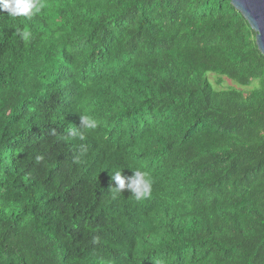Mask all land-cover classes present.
Returning a JSON list of instances; mask_svg holds the SVG:
<instances>
[{"label":"trees","instance_id":"1","mask_svg":"<svg viewBox=\"0 0 264 264\" xmlns=\"http://www.w3.org/2000/svg\"><path fill=\"white\" fill-rule=\"evenodd\" d=\"M46 2L0 13V264H264V56L240 13ZM122 168L151 194L115 193Z\"/></svg>","mask_w":264,"mask_h":264},{"label":"clouds","instance_id":"2","mask_svg":"<svg viewBox=\"0 0 264 264\" xmlns=\"http://www.w3.org/2000/svg\"><path fill=\"white\" fill-rule=\"evenodd\" d=\"M47 7L46 0H0V13L6 12L13 19L17 17H31L41 13L42 9ZM16 32L21 40L28 42L31 39V32L28 28L21 30L16 29ZM79 123L84 129H95L98 122L94 116L90 114H81ZM83 140L84 136L81 135ZM122 169L110 171L111 181L115 182V186L111 187L115 193H123L128 190L137 200L148 197L151 194L153 179L148 171L140 169H132L133 174L125 176L122 174ZM154 264H163L162 261H156Z\"/></svg>","mask_w":264,"mask_h":264},{"label":"water","instance_id":"3","mask_svg":"<svg viewBox=\"0 0 264 264\" xmlns=\"http://www.w3.org/2000/svg\"><path fill=\"white\" fill-rule=\"evenodd\" d=\"M254 32L256 48L264 56V0H229Z\"/></svg>","mask_w":264,"mask_h":264},{"label":"rangeland","instance_id":"4","mask_svg":"<svg viewBox=\"0 0 264 264\" xmlns=\"http://www.w3.org/2000/svg\"><path fill=\"white\" fill-rule=\"evenodd\" d=\"M208 80L211 82L212 86L215 89H221V88H226V87H235L236 84L232 83L231 81L225 79V78H219L215 75L209 74L207 76ZM220 80V83L218 81Z\"/></svg>","mask_w":264,"mask_h":264}]
</instances>
